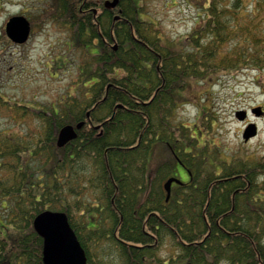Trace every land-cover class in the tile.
Masks as SVG:
<instances>
[{"label": "trees", "instance_id": "obj_1", "mask_svg": "<svg viewBox=\"0 0 264 264\" xmlns=\"http://www.w3.org/2000/svg\"><path fill=\"white\" fill-rule=\"evenodd\" d=\"M191 1L197 20L177 43L142 16L146 0L40 8L81 59L55 101L0 93V264H44L33 226L44 210L66 213L90 264H264V152L228 159L178 114L196 82L264 72V0ZM80 122L59 147L60 129ZM173 148L191 174H179ZM171 175L182 183L166 200Z\"/></svg>", "mask_w": 264, "mask_h": 264}, {"label": "rangeland", "instance_id": "obj_2", "mask_svg": "<svg viewBox=\"0 0 264 264\" xmlns=\"http://www.w3.org/2000/svg\"><path fill=\"white\" fill-rule=\"evenodd\" d=\"M146 1L148 13L142 16L156 23L159 35L167 42L177 43L196 23L198 8L191 0ZM46 2L48 5L50 0H0V93L8 100L40 106L67 93L76 79L71 62L81 57L67 49V31L49 20L44 26L39 22L40 8ZM20 12L34 29L26 42L16 44L6 38L5 24L8 17ZM56 63H61L58 70L54 69ZM188 93L189 100L180 103L178 114L201 144L206 139L207 145H218L228 159L239 148L264 152V117L251 112L253 107L264 105V72H218L208 81L194 83ZM240 110L249 112L246 119L236 117ZM252 122L257 124L258 133L246 142L242 133ZM8 129L16 131L18 126ZM177 169L184 176L186 170L182 166Z\"/></svg>", "mask_w": 264, "mask_h": 264}, {"label": "water", "instance_id": "obj_3", "mask_svg": "<svg viewBox=\"0 0 264 264\" xmlns=\"http://www.w3.org/2000/svg\"><path fill=\"white\" fill-rule=\"evenodd\" d=\"M119 0H106L105 6L113 8L118 4ZM96 12V10H95ZM117 15L114 19H118ZM30 22L22 15L12 16L6 23V33L14 43H24L30 33ZM117 49V45L114 46ZM255 116H261L264 111L261 106L251 109ZM247 116L246 110L236 112V117L244 120ZM83 122L77 124L76 128H80ZM73 125L63 126L57 137V145L64 146L69 141L77 137V131ZM258 127L255 122L249 123L243 131L244 141H248L251 137L257 135ZM180 165L185 168L182 161L178 158ZM190 174V170H187ZM181 184L182 181L171 176L164 183L167 191L166 200L169 199L172 183ZM33 226L36 232L43 239L42 260L44 264H89L85 249L79 241L76 232L71 226L66 213L61 211L44 210L40 212L33 220Z\"/></svg>", "mask_w": 264, "mask_h": 264}, {"label": "flooded vegetation", "instance_id": "obj_4", "mask_svg": "<svg viewBox=\"0 0 264 264\" xmlns=\"http://www.w3.org/2000/svg\"><path fill=\"white\" fill-rule=\"evenodd\" d=\"M16 15H22V16H25V17H26V14H24V12L17 13ZM12 16H13V15H12ZM10 17H11V16H10ZM10 17L7 18V21L9 20ZM29 20H30V19H29ZM29 22L31 23V20H30ZM33 29H34V28L32 27V23H31V31H30V35H31ZM5 35H6V38L8 39V41H11V39L9 38V36H8L7 33H6V30H5ZM30 35H29V37H30ZM113 43H114V42H112V44H113ZM20 44H23V43H20ZM262 107H263V109H264V105H263ZM263 117H264V116H263ZM99 124H101V123H99ZM173 151L175 152L176 156H178V157L181 159V157H180V155H179V151H176L174 148H173ZM176 164H177V166H180V165L178 164L177 160H176ZM172 187H173V184H172Z\"/></svg>", "mask_w": 264, "mask_h": 264}]
</instances>
